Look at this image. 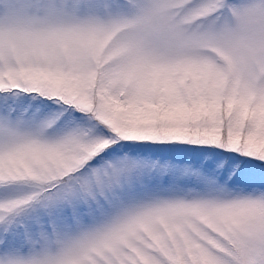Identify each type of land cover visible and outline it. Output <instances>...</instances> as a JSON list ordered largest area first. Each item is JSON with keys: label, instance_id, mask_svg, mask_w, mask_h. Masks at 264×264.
<instances>
[{"label": "snow or ice", "instance_id": "obj_1", "mask_svg": "<svg viewBox=\"0 0 264 264\" xmlns=\"http://www.w3.org/2000/svg\"><path fill=\"white\" fill-rule=\"evenodd\" d=\"M0 264H264V0H0Z\"/></svg>", "mask_w": 264, "mask_h": 264}]
</instances>
